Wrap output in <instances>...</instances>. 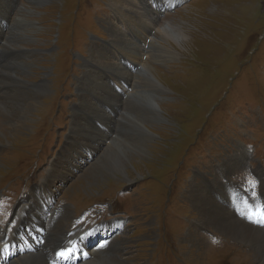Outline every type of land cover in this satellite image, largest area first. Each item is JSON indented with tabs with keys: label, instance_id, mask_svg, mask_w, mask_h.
<instances>
[{
	"label": "rangeland",
	"instance_id": "rangeland-1",
	"mask_svg": "<svg viewBox=\"0 0 264 264\" xmlns=\"http://www.w3.org/2000/svg\"><path fill=\"white\" fill-rule=\"evenodd\" d=\"M127 1L134 11L145 3L143 27L132 28L109 0H0V232L14 229L24 204L32 215L36 203L45 215L33 219L44 232L52 210L67 208L61 229L78 234L65 242L73 249L58 259L64 264L74 260L84 239L86 253L106 245L93 264L116 258L129 264H263L250 243L194 226L201 220L198 199L223 183L242 194L237 184L250 201H264V0H169V6L167 0ZM150 8L161 11L152 21L156 28H148ZM165 25L182 30L184 38L151 40L148 34L159 38ZM113 29L124 37H115ZM13 32L17 38L6 39ZM122 45L125 53L116 47ZM160 46L174 54H163ZM96 49L127 70L113 73L97 58L100 71L92 65L93 75L87 74ZM152 75L162 87L154 94L147 82ZM120 76L130 86L135 76L132 91L123 89ZM149 94L159 97L163 121L147 126L154 138L146 142V155L137 157L128 150L142 143L137 122L147 114L138 105ZM27 101L34 107L17 128L19 107ZM94 129L96 143L88 138ZM82 143L96 151H82ZM237 145L248 156L244 166ZM124 151L128 161L95 179L99 162ZM47 179L52 185L42 193ZM227 197L234 209L237 198ZM30 238L40 250L46 242L42 233ZM22 261L16 264L28 263Z\"/></svg>",
	"mask_w": 264,
	"mask_h": 264
},
{
	"label": "bare ground",
	"instance_id": "bare-ground-1",
	"mask_svg": "<svg viewBox=\"0 0 264 264\" xmlns=\"http://www.w3.org/2000/svg\"><path fill=\"white\" fill-rule=\"evenodd\" d=\"M35 1H36L35 2L36 4H39L38 1L43 2L44 0H35ZM167 1H168L167 6H169L170 1L169 0H167ZM151 3L154 4V6H155L154 1H152ZM109 4H110L111 8H113L116 11L117 14L123 12V17L130 23L132 28L137 29L138 26H140V28H141V26L142 27L144 26L145 22L141 19V16L143 14H146V11H147L146 5H144L145 4L144 2H140L141 5H135V11L136 12H137V10L139 11V9L142 10V12H138V15L134 13L135 11L133 9L127 8L129 6L127 0H109ZM154 6H153V8H154ZM160 14H161L160 10H156V9L152 10V14H151L152 19L151 20L148 19L150 21L148 28H151V27L156 28V24L152 23V21L155 22V20L158 19V15H160ZM17 19L19 20L20 18L17 17ZM172 29L173 28H171L169 25L163 26L160 29L161 36L159 38H156V36L152 37L151 34H148V35L150 36L151 40L153 39L155 42H157L158 40L161 42L163 41L165 44H166V42H168V43L169 42L173 43V41L178 42V41L182 40V38H184V34H183L182 30H179V28H178V29H175L173 31ZM11 30L12 31L17 30L16 25H13L11 27ZM114 31L113 32H114L115 37H117V35L118 36L120 35V37H124L123 34L117 33L116 30H114ZM150 31H152V30H150ZM17 34H18L17 32H13V34L6 37V39L7 38H10V39L17 38ZM126 37H128V36H126ZM123 40L125 41L126 45L131 44L130 40H128L126 38H123ZM116 47L117 48L122 47V50L125 53V48L123 47V45L122 46H116ZM159 48L163 54H167V55H171V56H172V54H174L173 52H170L167 49V47L160 46ZM94 55H96V58L94 56H92L91 64H88L89 66L87 67L88 68L87 74H89V75H93V71L91 70L90 67H92V65L97 64V63H95L97 61V58L99 59V61L101 63L100 64L101 67L109 69V70H111V72H113V71H115V72L120 71L121 72V71L127 70L120 65L122 63L119 64L120 66L119 65L116 66V64L113 61L111 62L108 55L105 54L102 50L96 49V53ZM105 55H106V57H105ZM128 55L127 56L129 58H133L131 56V54H128ZM140 56L141 55L137 56V58H139ZM116 58H117V56H116ZM117 61H120L119 57H118ZM138 65H140V68H141L140 70H142L143 72H144V69H146L145 72L148 70V66H145L143 68L142 64H138ZM95 66L97 68L93 67V69L99 70L98 66L97 65H95ZM89 69H90V71H89ZM115 72H113V73H115ZM14 76H16V75L14 74ZM132 79H134V80L130 86V83L127 81V80H130L129 78L127 79L126 76L125 77L120 76V78H118L119 84L121 86H123V89H127V90H125L127 92L132 91L133 86L135 85V83H134L136 81L135 76H133ZM138 80L140 81V79H138ZM147 82L152 86L151 88L153 90H155L153 92V94L155 92L158 93L157 89L160 91V89L162 88L157 83V80L154 77V75H152L150 78H148ZM137 83H140V82H137ZM102 86H104V85H102ZM103 90H105L104 93L106 94V88H104ZM110 96H112V94ZM143 96L144 95H142L141 97H143ZM154 96L156 97L155 99H154ZM158 98L159 97L157 95L152 96L150 94L147 96H144L143 99L139 98L140 104L138 105L139 106L138 108L140 110V113L142 112L141 115H143L144 118H145V115L147 114V118H146L145 122H137V131H138V134L140 135V137L142 138V143H140L134 149L128 150L129 154H132L133 151L134 152L136 151L137 157H143L146 155V142L151 141L154 138L153 136H151L152 134H151L150 130L147 128V126L149 127V126H151L152 123H160L163 121L162 111L160 109L159 103L157 102ZM33 107H34V103H32L30 101H27L26 103L22 104L19 107L20 114H19L18 119H17V124H18L17 128L24 127V121L26 120V117L29 113V110L33 109ZM75 107H76L77 111L79 112L80 104H77V106H75ZM97 113H99V112H97ZM102 113H103V111H102ZM98 116H99V114H98ZM107 116H108V114H107ZM100 119L102 122L106 123L107 122L106 121V114H104ZM108 128H110V127H108ZM70 129H71L70 132H72V124H71ZM95 131H97V130L94 129V132H90L88 134V138L90 139V142L96 143L97 139L95 140V137H96ZM105 139H106L105 141L109 140L107 137ZM100 140L104 141L103 139H100ZM78 144H79V142H78ZM80 145H81V147H79V148L84 152L87 150V148L88 149L90 148V150L95 149V151H96V148L92 145H89L90 147L84 146L83 143ZM237 146H236V148L239 149L241 151V154L244 155V158L242 161V166H244V164L246 165L245 161L248 160V156L243 152V150L239 147V145H237ZM241 147L244 150H247L243 146H241ZM92 148H94V149H92ZM128 153H126L125 151L124 152H118V153L114 154V156L111 157L109 160H106V158L105 159L103 158L104 160L99 162L97 167H94V170L96 169V171H97L95 173V177H96L95 179H104L107 172H108V174H110V173H113L114 170H118L122 164L121 160H125V161L129 160V154ZM68 161H69V159H66L65 164H61L59 166L63 168L68 163ZM235 163H236L235 167L239 168V165H238L239 162H235ZM109 165H112L114 167V169H108L107 166H109ZM53 166H54V164L51 165L50 170L53 168ZM52 172L53 173L57 172V164H55V167H54ZM257 174L260 175V171H258ZM226 180L228 182V178H226ZM229 183H231V182H229ZM50 185H52V184H51V181H49L48 179L45 182L43 181L41 183V186L43 188L42 193L47 192ZM226 186H227V183H223L219 187L211 188L209 196H204L206 198L198 199V204L200 206L198 213L201 216V220H198L199 224L195 225L194 227H196V226H198L200 228L211 227V228H213L219 232H223L225 235L229 236L230 238L250 243L253 247H256V252L259 253V255H261V257H263L262 261L264 264V201H262L260 199H254V200L250 201L249 198L247 199V196H248L247 193L243 190H240L237 184H235V187H237V189L239 191H241L242 194H235L233 191H231L232 185L229 186L230 189L227 188ZM218 188H221L225 192H223V191L219 192ZM41 195L42 194H40L38 197H36L37 201H42L40 198ZM262 195H264V193H262ZM193 196L197 197L198 193L194 192ZM227 196L237 198V202L233 205L234 209L231 207L230 204H228L226 202V200L228 198ZM50 197H51V195H50ZM26 208H28V207L24 204V206L21 208L22 209L21 215L18 216V218H17L18 221L15 220V222H17L18 224H20L22 226L29 224L26 227L28 228L30 235L25 234L24 230L22 232L21 227H18L16 230H14V234L17 236L16 238H14L15 244L12 245L10 248L5 247V244L7 242H9V240H10L8 237H5L3 240L4 243H2V245L0 246L1 250H2V247H5L4 251L0 252V264H16L19 261L23 262L22 260L27 261L28 262L27 264H64V262H60L61 260L56 259L55 253L59 247L63 246V245H61L62 243H64L66 240L69 241L70 239L74 238L78 234V233L77 234L75 233V235L70 236V235L65 234L66 232L64 231L63 228L61 229V227L63 225V224L61 225V219L63 217H65L66 212H67V208L62 207V208H56V209L52 210V212L50 214V218L48 217L49 223H50L51 227H53V228L55 227L56 229H52L50 227L49 230H47V232L41 231L40 228H36V226H37L36 221L33 219V218L40 219L37 216V214L40 217L45 215V211L42 209V207H40V205H39V207H37L36 203H34L33 206L31 207V209L33 210L32 215H31V211L26 210ZM23 214H26V216H24ZM29 216L32 217V220H30ZM54 222H56V223L54 224ZM37 233H42V234L46 235V242H45V244H43L41 250L38 246L33 247L32 242L30 241V239H31L30 236L35 237ZM0 237H1V232H0ZM60 239H64V240L59 241ZM85 240L86 239L80 240L78 251H76V257L74 258V260L73 259L71 260L72 256L70 258H68L69 262L66 264H93L94 262H92V261H96V258L99 254L106 252V245H105L104 251L98 250L97 247H95L94 249H92V251H89V253H86L85 246L87 245V243H84ZM58 244L60 246H58ZM68 246H70V245H68ZM41 255H42L43 260L41 259ZM31 261H33V263ZM104 261H107V260H104ZM104 261H103V263H104ZM114 261H115L114 263H113V261H110L111 264H129L126 260H123V259L116 258V259H114Z\"/></svg>",
	"mask_w": 264,
	"mask_h": 264
},
{
	"label": "snow or ice",
	"instance_id": "snow-or-ice-1",
	"mask_svg": "<svg viewBox=\"0 0 264 264\" xmlns=\"http://www.w3.org/2000/svg\"><path fill=\"white\" fill-rule=\"evenodd\" d=\"M249 183L252 185V187L253 188H255V186H256V183H255V181L253 180V181H249ZM4 204H5V202L4 201H0V210H3V208H4ZM61 255H64L63 253H61Z\"/></svg>",
	"mask_w": 264,
	"mask_h": 264
}]
</instances>
